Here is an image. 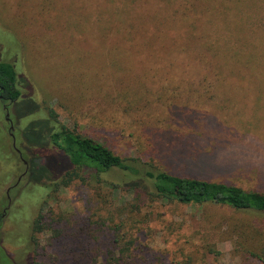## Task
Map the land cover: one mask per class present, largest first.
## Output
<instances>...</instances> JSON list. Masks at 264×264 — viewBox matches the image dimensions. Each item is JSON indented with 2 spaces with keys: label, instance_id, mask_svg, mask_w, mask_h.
<instances>
[{
  "label": "rangeland",
  "instance_id": "1",
  "mask_svg": "<svg viewBox=\"0 0 264 264\" xmlns=\"http://www.w3.org/2000/svg\"><path fill=\"white\" fill-rule=\"evenodd\" d=\"M192 2L0 0V61L28 83L18 119L0 101V264H105L117 227L129 264H264V212L15 174L13 141L52 111L120 157L264 194V0Z\"/></svg>",
  "mask_w": 264,
  "mask_h": 264
},
{
  "label": "trees",
  "instance_id": "2",
  "mask_svg": "<svg viewBox=\"0 0 264 264\" xmlns=\"http://www.w3.org/2000/svg\"><path fill=\"white\" fill-rule=\"evenodd\" d=\"M200 2L202 0H193L192 3L195 5L193 7L198 9L201 6ZM177 10L174 9L172 13L176 15ZM250 72L252 76L257 77L252 70ZM23 86L28 87L26 79L16 72L12 64L0 61V101L7 109L10 107V113L17 119L19 118L17 107L22 102L20 98L24 91ZM31 104L33 111L39 109L36 103ZM52 121L53 113L49 111L48 119L31 122L20 132L18 148L13 145L19 157L15 174L22 169L19 177H25L26 186L31 184L56 191L75 180L92 179L113 192L132 193L139 201L153 197L167 201L175 200L185 205L215 204L228 206L236 211L264 212V194L260 192L245 191L232 184L182 177L155 169L140 159L120 157L98 140L83 136L66 126L54 127ZM31 133L38 135L33 138ZM11 137L13 140L16 136L12 134ZM7 149L10 151L7 158H15V152ZM55 159L58 160L57 164L52 166L54 167L52 171L48 163L54 162ZM36 174H39V177ZM5 213L0 209V231ZM38 216L39 219L36 217L30 223L33 233H36L40 226V215ZM111 231L114 232L115 239L113 250L108 252L105 264H129L127 252L133 240H127V234H121L120 227ZM31 239L37 248L38 240L34 234ZM1 243L0 237V246ZM246 253L262 260L258 254L249 251ZM35 254L38 255L37 251ZM28 264L37 263L33 259Z\"/></svg>",
  "mask_w": 264,
  "mask_h": 264
},
{
  "label": "flooded vegetation",
  "instance_id": "3",
  "mask_svg": "<svg viewBox=\"0 0 264 264\" xmlns=\"http://www.w3.org/2000/svg\"><path fill=\"white\" fill-rule=\"evenodd\" d=\"M7 109V108H6ZM8 115H9V113L8 112H6V120L9 122V125H10V129H12V121L8 118ZM13 145H14V143H13ZM18 152V151H17ZM21 178V177H20ZM19 178V179H20ZM18 179V180H19Z\"/></svg>",
  "mask_w": 264,
  "mask_h": 264
},
{
  "label": "water",
  "instance_id": "4",
  "mask_svg": "<svg viewBox=\"0 0 264 264\" xmlns=\"http://www.w3.org/2000/svg\"><path fill=\"white\" fill-rule=\"evenodd\" d=\"M8 193V192H7Z\"/></svg>",
  "mask_w": 264,
  "mask_h": 264
}]
</instances>
